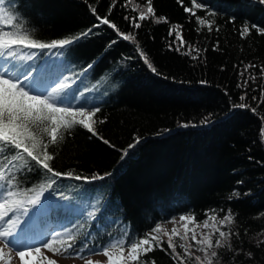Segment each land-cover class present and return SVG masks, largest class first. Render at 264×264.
<instances>
[{
    "label": "trees",
    "instance_id": "1",
    "mask_svg": "<svg viewBox=\"0 0 264 264\" xmlns=\"http://www.w3.org/2000/svg\"><path fill=\"white\" fill-rule=\"evenodd\" d=\"M9 2L45 42L92 29L70 47L56 49L44 64L48 50L37 52L35 61L16 63L42 65L45 77L59 70L63 80L79 89L78 97H87L88 107H100L98 118L105 123L95 127L115 145L113 149L89 138L86 130L77 127L56 146L58 170L105 178L91 183L60 181L54 187L68 199L53 193L55 199L43 202L51 212L38 213L32 231L49 221L55 222L57 230L75 223L80 235L91 232L92 239L103 242L108 233L142 236L174 215L194 214L197 222L210 210L223 216L221 209H231L236 217L231 228L239 232L232 244L242 251L233 260L231 252L219 249L224 255L213 264H264V245L255 247L264 240V234H259L264 229V215H260L264 213V103L259 100L264 88L260 73L264 35L255 30L245 39L239 35L245 23L264 27V5L259 0H198L206 11L197 10V16L215 21L209 32L178 0H153L155 16L168 22L148 19L139 28L124 17L138 16L133 9L145 10V0H5V5ZM184 5L191 6L190 0H184ZM93 7L120 33L134 39L124 40L117 30L99 24ZM206 12L216 15L206 16ZM177 26L186 41L180 51L175 50L178 44H172L175 33L169 35ZM189 51L191 55H186ZM89 64L92 68L85 72ZM248 64L257 67L244 72ZM241 103L256 111L234 107ZM137 139L139 143L128 149ZM121 150H127V155ZM47 179L32 173L25 183ZM93 210L94 220L87 215ZM173 242L179 245L178 238ZM177 251L182 250L177 247ZM249 251L251 259L245 255ZM147 258L157 264H177L159 249L142 257Z\"/></svg>",
    "mask_w": 264,
    "mask_h": 264
},
{
    "label": "snow or ice",
    "instance_id": "2",
    "mask_svg": "<svg viewBox=\"0 0 264 264\" xmlns=\"http://www.w3.org/2000/svg\"><path fill=\"white\" fill-rule=\"evenodd\" d=\"M178 3L186 13L195 18L199 26L206 27L209 32L213 31L214 20L197 16V10L206 11L205 5L198 0H190L191 6L184 5V0H178ZM259 3L264 5V0H259ZM145 4V10H140L139 6L133 9L139 13L138 16H126L124 19L134 28H139L141 22L148 19H155L157 23L168 22L164 18L155 16L153 0H145ZM112 7H115V4L109 7V13ZM91 11L96 15L99 24L117 30L124 40L134 39L130 35L120 33L117 25L107 16L100 17L96 8L93 7ZM215 15L216 13L206 12V16ZM178 28L179 26L169 30V35L175 33L172 44H178L176 51H180L186 45L183 34ZM199 30L200 28L197 29ZM253 30L259 35H264V27L245 23L239 29L240 38H247ZM215 31L219 32V27H216ZM91 32L90 28L78 35L54 39L50 42L42 41L35 36L34 31L26 24L25 18L11 2L5 5V0H0V264H13L14 259L17 264H58V260L52 258L57 255L79 259L83 264H157L152 258L142 259L156 249L170 255L177 264H188V261H195V264H213L214 260L224 255L218 251L219 249L231 252V259L234 260L242 249L235 248L232 244V238L234 236L238 238L239 232L231 228L236 219L231 209L227 211L221 209L223 216H219L215 209L210 210L211 214L205 213L203 228L211 231L206 234L201 233L199 238L196 232L189 228V224L196 222L194 214L179 217V220L184 222L182 236L175 227L171 233H168L157 224L142 236H132L127 231L119 235L108 233L107 238L100 242L91 238V232L80 235L77 230L79 226L75 223L62 225L59 230H53L43 238L33 235V219L43 207V202L50 197L68 199L54 187L60 181L70 179L91 183L105 178L99 174L88 177L75 174L73 171L58 170L54 165L58 155L56 146L65 141L66 137H70L77 127L86 130L90 134L89 138L95 137L113 149L115 145L101 136L95 127L97 123H105V119L98 118L100 107L95 105L88 107L87 97H78L79 89H73L72 83L63 80L59 70L45 77L43 75L45 70L35 63L21 66L16 61H35L37 52L63 50ZM169 47L171 48L172 45L170 44ZM195 51L199 53L200 49ZM185 54L191 55V51ZM140 55L151 71L156 73V68L145 53L141 51ZM198 58V55L193 57V59ZM256 67L255 64H248L244 72ZM90 68H92L91 64L87 66L85 72ZM244 72L240 75L243 76ZM260 73L264 76V67L260 68ZM251 79L255 81L256 77L252 76ZM247 84L248 80H245L244 85ZM237 87L242 85L238 83ZM246 97L247 93L240 97L241 101ZM251 99L257 100L258 97L252 96ZM259 100L264 103V88L261 89ZM234 107L256 111L245 103ZM261 133L264 135V128L261 129ZM137 143L139 139L134 144H130L128 149L134 148ZM121 151L123 155H127V150ZM32 173H38L41 179L45 176L50 179L44 180L43 183L38 180L26 184L27 175ZM53 193H56V197ZM233 196L239 198V193L234 192ZM87 215L94 220L95 210L88 212ZM169 222L175 224L174 219ZM259 234H264V229H261ZM162 235L168 237L167 248L164 247L165 241ZM214 236L215 240H213ZM174 237H179L185 243L177 246L173 242ZM261 245H264V240L257 241L255 247L259 248ZM177 247L182 251H177ZM196 250L203 254V258L193 255ZM100 254L105 257V261L88 259ZM245 255L248 259L253 256L251 251Z\"/></svg>",
    "mask_w": 264,
    "mask_h": 264
},
{
    "label": "rangeland",
    "instance_id": "3",
    "mask_svg": "<svg viewBox=\"0 0 264 264\" xmlns=\"http://www.w3.org/2000/svg\"><path fill=\"white\" fill-rule=\"evenodd\" d=\"M184 215H187V214H184ZM180 216L181 215H174V216H172V217H170V218H168V219H166L164 221H160L157 224H160L161 227L164 230H166L168 233H171L172 232V229L175 227L179 231L180 235L182 236L184 234V230H183V223L184 222H181L179 220V217ZM173 219L175 220V224L169 222V221H172ZM203 221H204V219L201 220V221L195 222V224H189V228L192 229V230H194L196 232L198 238L200 237L201 233L206 234L209 231H211V229H205V228H203ZM209 223H212V222L209 221ZM190 234L191 233H189V235ZM44 235H46V232L45 231H41L35 237H37V238H43ZM177 238L179 239V244L185 243V241H182L179 237H174L173 238V241L176 240ZM162 239L165 240V241H167L168 237L162 235ZM215 239H216V237L214 236L213 237V240H215ZM32 242H35V241H32ZM193 255L201 256L203 258V254L201 252H199L198 250L194 251L193 252ZM52 258L57 259L58 260V264H83V262L81 260H79V259L65 258L64 256H61V255H57L56 257H52ZM88 259L99 260V261H102V262L105 261V257L102 254L88 257ZM13 264H17V262H16L15 259L13 260Z\"/></svg>",
    "mask_w": 264,
    "mask_h": 264
}]
</instances>
